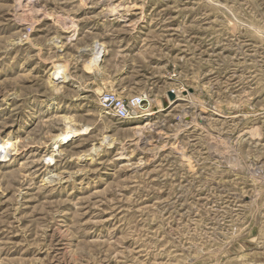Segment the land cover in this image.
Returning a JSON list of instances; mask_svg holds the SVG:
<instances>
[{"label": "rangeland", "instance_id": "1", "mask_svg": "<svg viewBox=\"0 0 264 264\" xmlns=\"http://www.w3.org/2000/svg\"><path fill=\"white\" fill-rule=\"evenodd\" d=\"M0 264H264V0H0Z\"/></svg>", "mask_w": 264, "mask_h": 264}, {"label": "built area", "instance_id": "2", "mask_svg": "<svg viewBox=\"0 0 264 264\" xmlns=\"http://www.w3.org/2000/svg\"><path fill=\"white\" fill-rule=\"evenodd\" d=\"M148 101L144 96L125 99L113 93L100 97L101 107L120 121L132 119L138 112L144 111L149 107Z\"/></svg>", "mask_w": 264, "mask_h": 264}, {"label": "bare ground", "instance_id": "3", "mask_svg": "<svg viewBox=\"0 0 264 264\" xmlns=\"http://www.w3.org/2000/svg\"><path fill=\"white\" fill-rule=\"evenodd\" d=\"M99 48V47H98ZM102 49L104 50V48L102 47ZM97 51V50H96ZM96 53V52H95ZM102 54V52H101V49L99 50V52H97L96 53V55H94L95 57H94V59L92 60V63L94 64V65H98L99 64V62L101 61V59H100V55ZM56 72H58V71H56ZM54 74V73H53ZM57 74V73H56ZM153 104H154V102H153ZM151 114H153V111L151 110V109H147V113H146V116L148 115H150L151 116Z\"/></svg>", "mask_w": 264, "mask_h": 264}]
</instances>
